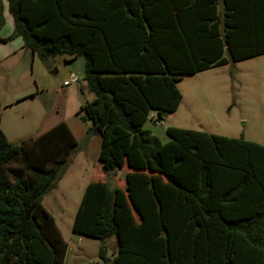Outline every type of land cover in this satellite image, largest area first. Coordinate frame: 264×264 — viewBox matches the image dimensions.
<instances>
[{"label":"trees","instance_id":"16d2710c","mask_svg":"<svg viewBox=\"0 0 264 264\" xmlns=\"http://www.w3.org/2000/svg\"><path fill=\"white\" fill-rule=\"evenodd\" d=\"M7 2L14 32L0 45L84 60L95 96L79 113L102 137L107 179L91 181L76 233L101 241L103 264H264V146L174 127L164 144L144 128L178 111L184 77L264 56V0ZM77 146L65 123L16 145L0 129V264H64L43 200Z\"/></svg>","mask_w":264,"mask_h":264},{"label":"rangeland","instance_id":"374dc122","mask_svg":"<svg viewBox=\"0 0 264 264\" xmlns=\"http://www.w3.org/2000/svg\"><path fill=\"white\" fill-rule=\"evenodd\" d=\"M29 5L24 3L25 8ZM4 18L2 38L14 32L8 6ZM16 57L21 59L19 63L14 58L0 65V129L8 143L16 145L36 140L60 123L69 127L78 146L63 179L43 205L68 244L64 264H103L99 259L101 241L76 233V220L91 181L107 179L99 159L102 137L79 113L95 96L84 81V60L71 61L67 56L42 60L31 53ZM74 78H78L77 84L72 82ZM178 87L183 95L179 110L160 122L152 112L144 126L162 143L171 141L167 129L174 127L229 138L242 136L264 146V56L184 77ZM21 165L17 161L9 167L19 170ZM124 170L120 163L114 175L118 185H122L124 174L119 173ZM109 245L113 258L115 241Z\"/></svg>","mask_w":264,"mask_h":264},{"label":"crops","instance_id":"0c3cea01","mask_svg":"<svg viewBox=\"0 0 264 264\" xmlns=\"http://www.w3.org/2000/svg\"><path fill=\"white\" fill-rule=\"evenodd\" d=\"M3 3H4V11L6 12L8 2H7V0H3ZM3 37L7 38L8 36H3ZM29 52L30 51H28L24 48V43H23V40L21 38L16 39L12 43L0 45V65L2 63L4 64L5 62H8L10 59L13 60L14 58H17L16 63H19V61L21 59L16 57V56L21 55V54H23V55L30 54ZM10 69H11V66H10ZM17 69H19V68H17ZM119 174H122V173H119ZM104 177H105V175H104Z\"/></svg>","mask_w":264,"mask_h":264},{"label":"built area","instance_id":"2783aa9c","mask_svg":"<svg viewBox=\"0 0 264 264\" xmlns=\"http://www.w3.org/2000/svg\"><path fill=\"white\" fill-rule=\"evenodd\" d=\"M78 81H79L78 78H74V79L72 80V82L75 83V84H77Z\"/></svg>","mask_w":264,"mask_h":264},{"label":"water","instance_id":"95a60500","mask_svg":"<svg viewBox=\"0 0 264 264\" xmlns=\"http://www.w3.org/2000/svg\"><path fill=\"white\" fill-rule=\"evenodd\" d=\"M94 132H95V133H98V130H97V128H95V127H94Z\"/></svg>","mask_w":264,"mask_h":264}]
</instances>
